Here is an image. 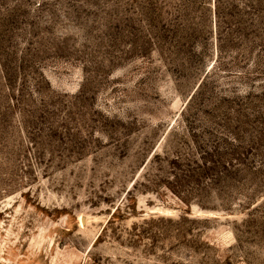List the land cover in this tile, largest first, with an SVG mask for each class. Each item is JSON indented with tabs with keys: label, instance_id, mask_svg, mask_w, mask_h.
Wrapping results in <instances>:
<instances>
[{
	"label": "rangeland",
	"instance_id": "rangeland-1",
	"mask_svg": "<svg viewBox=\"0 0 264 264\" xmlns=\"http://www.w3.org/2000/svg\"><path fill=\"white\" fill-rule=\"evenodd\" d=\"M0 264H264V0H0Z\"/></svg>",
	"mask_w": 264,
	"mask_h": 264
}]
</instances>
